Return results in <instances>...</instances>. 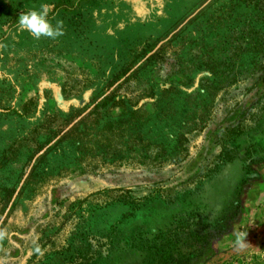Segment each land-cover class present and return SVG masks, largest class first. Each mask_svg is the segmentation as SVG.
<instances>
[{
  "label": "rangeland",
  "instance_id": "rangeland-1",
  "mask_svg": "<svg viewBox=\"0 0 264 264\" xmlns=\"http://www.w3.org/2000/svg\"><path fill=\"white\" fill-rule=\"evenodd\" d=\"M131 1L0 0V264L224 259L264 163V0ZM41 5L58 40L18 27Z\"/></svg>",
  "mask_w": 264,
  "mask_h": 264
},
{
  "label": "crops",
  "instance_id": "crops-1",
  "mask_svg": "<svg viewBox=\"0 0 264 264\" xmlns=\"http://www.w3.org/2000/svg\"><path fill=\"white\" fill-rule=\"evenodd\" d=\"M131 2L136 6L138 15L144 16V12L150 14L156 11L155 1L151 2V8H148L146 0H132ZM210 2L211 0L203 1L197 12ZM194 13L190 14L187 22L194 18ZM170 33L174 35L176 31L172 30ZM258 170L261 180L249 182L241 193V208L234 222L233 234L223 236L218 242L220 246L216 250H222V253L218 252V255L224 258L219 264H226L228 261H233L231 264H264V163ZM19 191L21 189L17 192ZM228 244L230 247H227ZM9 248L7 247L6 251L1 252L0 255L5 257L10 254L9 258H11L12 251H8Z\"/></svg>",
  "mask_w": 264,
  "mask_h": 264
},
{
  "label": "clouds",
  "instance_id": "clouds-1",
  "mask_svg": "<svg viewBox=\"0 0 264 264\" xmlns=\"http://www.w3.org/2000/svg\"><path fill=\"white\" fill-rule=\"evenodd\" d=\"M18 27L21 31L26 30L31 33L36 40L48 38L55 41L64 35L63 23L61 21L53 23L49 19V8L46 5H41L39 11L32 10L21 14L18 18ZM8 236V230L0 228V243H3ZM38 240V237L34 239L32 251L38 257H43L46 249L39 244Z\"/></svg>",
  "mask_w": 264,
  "mask_h": 264
},
{
  "label": "trees",
  "instance_id": "trees-1",
  "mask_svg": "<svg viewBox=\"0 0 264 264\" xmlns=\"http://www.w3.org/2000/svg\"><path fill=\"white\" fill-rule=\"evenodd\" d=\"M107 103H108V101L105 102V104H107ZM31 104H34V101H32ZM28 114H29V112L26 111V112H24V114H23L22 116H26V115H28ZM155 237H156V236H155ZM155 237H154V238H155Z\"/></svg>",
  "mask_w": 264,
  "mask_h": 264
}]
</instances>
